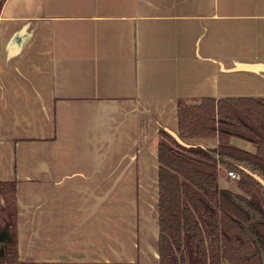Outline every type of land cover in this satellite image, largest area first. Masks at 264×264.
<instances>
[{"label": "crops", "instance_id": "1", "mask_svg": "<svg viewBox=\"0 0 264 264\" xmlns=\"http://www.w3.org/2000/svg\"><path fill=\"white\" fill-rule=\"evenodd\" d=\"M230 97H264V0H3L0 183L14 186L17 261L159 264L161 130L178 133L180 99ZM218 166L220 188L242 194L240 171Z\"/></svg>", "mask_w": 264, "mask_h": 264}, {"label": "trees", "instance_id": "2", "mask_svg": "<svg viewBox=\"0 0 264 264\" xmlns=\"http://www.w3.org/2000/svg\"><path fill=\"white\" fill-rule=\"evenodd\" d=\"M177 108L181 138L217 137L218 145L186 146L161 130L159 264H263L264 97L205 98L195 104L180 99ZM232 137L251 142L256 151L235 146ZM219 163L240 171L236 184L242 194L220 188ZM0 187V234L8 228L11 236L0 264H23L16 259L13 234L14 186Z\"/></svg>", "mask_w": 264, "mask_h": 264}, {"label": "water", "instance_id": "3", "mask_svg": "<svg viewBox=\"0 0 264 264\" xmlns=\"http://www.w3.org/2000/svg\"><path fill=\"white\" fill-rule=\"evenodd\" d=\"M2 0H0V3H1ZM170 133L181 143V144H184L186 145L185 141L180 137V135L177 133V132H174V131H170ZM257 178H260L259 175H255ZM262 261H263V264H264V252L262 251Z\"/></svg>", "mask_w": 264, "mask_h": 264}, {"label": "built area", "instance_id": "4", "mask_svg": "<svg viewBox=\"0 0 264 264\" xmlns=\"http://www.w3.org/2000/svg\"><path fill=\"white\" fill-rule=\"evenodd\" d=\"M228 174H229L230 176H232L233 178H235V179L239 178L238 173H237L236 171H234V170H229V171H228Z\"/></svg>", "mask_w": 264, "mask_h": 264}, {"label": "rangeland", "instance_id": "5", "mask_svg": "<svg viewBox=\"0 0 264 264\" xmlns=\"http://www.w3.org/2000/svg\"><path fill=\"white\" fill-rule=\"evenodd\" d=\"M0 242H1V244H0V248H1V246L3 245V241L2 240H0ZM2 254V248L0 249V255ZM23 264L25 263V262H22ZM26 263H28V264H44V263H32V262H26ZM105 264V263H104ZM224 264H228L227 262H224Z\"/></svg>", "mask_w": 264, "mask_h": 264}]
</instances>
